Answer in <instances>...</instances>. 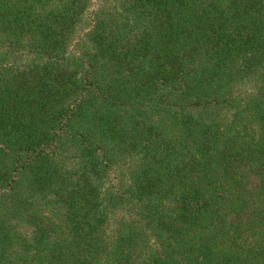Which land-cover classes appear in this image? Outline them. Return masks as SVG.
Here are the masks:
<instances>
[{"label":"trees","instance_id":"trees-1","mask_svg":"<svg viewBox=\"0 0 264 264\" xmlns=\"http://www.w3.org/2000/svg\"><path fill=\"white\" fill-rule=\"evenodd\" d=\"M0 264H264V0H0Z\"/></svg>","mask_w":264,"mask_h":264}]
</instances>
